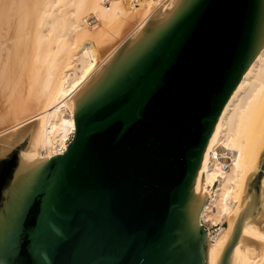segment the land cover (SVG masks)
Instances as JSON below:
<instances>
[{
    "label": "water",
    "instance_id": "95a60500",
    "mask_svg": "<svg viewBox=\"0 0 264 264\" xmlns=\"http://www.w3.org/2000/svg\"><path fill=\"white\" fill-rule=\"evenodd\" d=\"M264 46V0H173L75 93L68 149L0 171V264H208L193 173ZM264 221V152L214 264ZM264 264V262H263Z\"/></svg>",
    "mask_w": 264,
    "mask_h": 264
},
{
    "label": "bare ground",
    "instance_id": "6f19581e",
    "mask_svg": "<svg viewBox=\"0 0 264 264\" xmlns=\"http://www.w3.org/2000/svg\"><path fill=\"white\" fill-rule=\"evenodd\" d=\"M172 1L0 0V156L26 141L9 176L27 173L68 149L76 134L75 93L156 10ZM89 14L94 25L86 21ZM219 148L231 159L226 170L211 160ZM263 152L264 46L224 100L193 173L196 193H207L198 225L202 219L221 225L215 235L206 231L208 264L216 260L246 179ZM242 234L251 242L234 246V264H263L264 221L245 226Z\"/></svg>",
    "mask_w": 264,
    "mask_h": 264
},
{
    "label": "built area",
    "instance_id": "2783aa9c",
    "mask_svg": "<svg viewBox=\"0 0 264 264\" xmlns=\"http://www.w3.org/2000/svg\"><path fill=\"white\" fill-rule=\"evenodd\" d=\"M134 4L137 5V2L134 1ZM94 23H95V19L93 17L88 18V24L89 25H93ZM211 160H215L222 170L228 169L229 163L231 162L229 153L226 152V151H222L220 148L218 149L217 152L212 154ZM200 226L203 227V229L205 231L209 232L211 234V236L215 235L218 232V230L220 229V227H221L220 224L211 225L205 219H202L200 221ZM222 226H223V224H222Z\"/></svg>",
    "mask_w": 264,
    "mask_h": 264
},
{
    "label": "rangeland",
    "instance_id": "374dc122",
    "mask_svg": "<svg viewBox=\"0 0 264 264\" xmlns=\"http://www.w3.org/2000/svg\"><path fill=\"white\" fill-rule=\"evenodd\" d=\"M127 1L129 2V0H127ZM92 15L93 14L87 15L86 21L88 20V18L93 17ZM71 140H72V138H71ZM71 140L69 141V143L71 142ZM25 146H26V141L23 140V141L15 144L5 155L0 156V171H3V172L8 174L12 160L15 159L22 150L25 149ZM220 229H221V227H220Z\"/></svg>",
    "mask_w": 264,
    "mask_h": 264
}]
</instances>
